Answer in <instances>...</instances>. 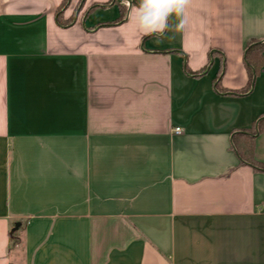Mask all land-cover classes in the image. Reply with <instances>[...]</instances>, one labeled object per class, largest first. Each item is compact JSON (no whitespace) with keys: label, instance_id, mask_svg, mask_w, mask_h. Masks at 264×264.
I'll return each instance as SVG.
<instances>
[{"label":"crops","instance_id":"0c3cea01","mask_svg":"<svg viewBox=\"0 0 264 264\" xmlns=\"http://www.w3.org/2000/svg\"><path fill=\"white\" fill-rule=\"evenodd\" d=\"M63 1L0 0V264L262 252L264 172L232 136L264 120V69L235 94L264 0H189L159 40L137 30L139 0H67V26ZM253 142L264 165V131Z\"/></svg>","mask_w":264,"mask_h":264},{"label":"trees","instance_id":"16d2710c","mask_svg":"<svg viewBox=\"0 0 264 264\" xmlns=\"http://www.w3.org/2000/svg\"><path fill=\"white\" fill-rule=\"evenodd\" d=\"M67 0H64L62 5L59 7L57 11V22L61 25L67 26V23H61V9L65 6ZM114 2H116L114 0ZM119 8V17L114 22V24L120 23L124 17V6L118 5ZM264 42L253 41L250 42L244 52V61L248 74L247 84L240 90L236 91V96H243L251 92L253 87V82L255 76H257L261 69H264ZM216 90L222 93V89L218 87V83H216ZM264 120H259L248 130L240 131L236 133V135L232 136V148L236 152L237 156L240 158L242 163L250 165L254 171H263L264 165L255 161L253 158V150H254V142L253 136L256 132L264 131ZM9 240L11 245H15L18 243V237L16 235V231H13L9 234Z\"/></svg>","mask_w":264,"mask_h":264},{"label":"clouds","instance_id":"9594fccd","mask_svg":"<svg viewBox=\"0 0 264 264\" xmlns=\"http://www.w3.org/2000/svg\"><path fill=\"white\" fill-rule=\"evenodd\" d=\"M129 3V0H125ZM189 0H139L137 6L132 9L137 30L143 35L155 34L162 39L169 28V17L174 13L181 17ZM185 19H180L175 30L179 31L185 26Z\"/></svg>","mask_w":264,"mask_h":264},{"label":"rangeland","instance_id":"374dc122","mask_svg":"<svg viewBox=\"0 0 264 264\" xmlns=\"http://www.w3.org/2000/svg\"><path fill=\"white\" fill-rule=\"evenodd\" d=\"M257 253V254H256ZM256 253L249 252L248 250L244 252V255L242 257V260L244 261L243 263L245 264H264V250L262 249V252L257 251ZM251 254V255H249ZM237 259H236V263H237Z\"/></svg>","mask_w":264,"mask_h":264},{"label":"built area","instance_id":"2783aa9c","mask_svg":"<svg viewBox=\"0 0 264 264\" xmlns=\"http://www.w3.org/2000/svg\"><path fill=\"white\" fill-rule=\"evenodd\" d=\"M173 133H174V134H180V133H181V129H180L179 127H175V128L173 129Z\"/></svg>","mask_w":264,"mask_h":264},{"label":"water","instance_id":"95a60500","mask_svg":"<svg viewBox=\"0 0 264 264\" xmlns=\"http://www.w3.org/2000/svg\"><path fill=\"white\" fill-rule=\"evenodd\" d=\"M18 227H19V224L15 225V227H14V228H15V229H17Z\"/></svg>","mask_w":264,"mask_h":264}]
</instances>
